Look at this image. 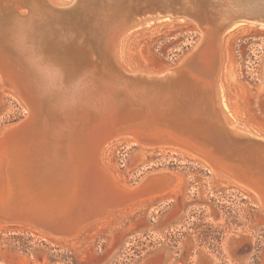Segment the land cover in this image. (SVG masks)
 Instances as JSON below:
<instances>
[{
    "label": "bare ground",
    "instance_id": "bare-ground-1",
    "mask_svg": "<svg viewBox=\"0 0 264 264\" xmlns=\"http://www.w3.org/2000/svg\"><path fill=\"white\" fill-rule=\"evenodd\" d=\"M136 2L15 0L7 13L0 6V84L28 110L24 122L0 133V220L64 239L107 211L174 188L168 171L151 172L133 187L121 184L100 159L116 135L199 158L213 176L251 191L264 214V134L229 119L221 101L230 96L221 33L239 19L263 24L264 17L248 9L249 0H158L161 12H141ZM161 15L204 25L198 58L192 51L187 65L128 70L118 39ZM85 38L83 51L74 52V42ZM206 57L208 71L193 67ZM5 258L4 264L40 263Z\"/></svg>",
    "mask_w": 264,
    "mask_h": 264
},
{
    "label": "rangeland",
    "instance_id": "rangeland-1",
    "mask_svg": "<svg viewBox=\"0 0 264 264\" xmlns=\"http://www.w3.org/2000/svg\"><path fill=\"white\" fill-rule=\"evenodd\" d=\"M14 1H1L4 13L12 11ZM72 1L53 0L58 5ZM136 4L142 12L157 8L159 2L137 0ZM161 17L125 31L118 39L116 50L123 40L121 63L128 70L176 67L192 51L198 58L203 45L195 47L204 25L180 16ZM221 38L224 82L230 93L222 94L225 112L229 119L264 134V23L239 19ZM209 60L200 59L199 67H193L208 71ZM27 114L21 98L0 84V133L24 122ZM100 155L107 170L127 187L151 172L168 171L176 177L174 188L124 203L64 239L0 220V264L9 254L34 263L39 259L41 264H264V214L242 185L213 176L199 158L180 149L140 145L124 135L110 138Z\"/></svg>",
    "mask_w": 264,
    "mask_h": 264
},
{
    "label": "water",
    "instance_id": "water-1",
    "mask_svg": "<svg viewBox=\"0 0 264 264\" xmlns=\"http://www.w3.org/2000/svg\"><path fill=\"white\" fill-rule=\"evenodd\" d=\"M247 6L248 9L255 10L256 12L260 13L261 16L264 17V0H249ZM87 40L88 38L82 39L79 44H75L78 42H74V44L72 45L73 51L78 53L82 52L83 49L86 47Z\"/></svg>",
    "mask_w": 264,
    "mask_h": 264
}]
</instances>
